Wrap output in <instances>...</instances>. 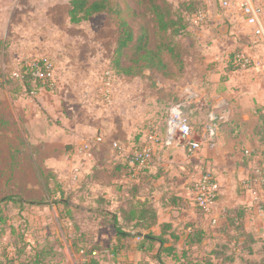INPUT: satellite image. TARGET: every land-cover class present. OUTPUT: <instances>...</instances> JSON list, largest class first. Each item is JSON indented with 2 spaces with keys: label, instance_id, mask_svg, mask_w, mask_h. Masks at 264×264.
<instances>
[{
  "label": "rangeland",
  "instance_id": "rangeland-1",
  "mask_svg": "<svg viewBox=\"0 0 264 264\" xmlns=\"http://www.w3.org/2000/svg\"><path fill=\"white\" fill-rule=\"evenodd\" d=\"M111 1L123 11L121 20L134 30L148 27L153 47V23L141 1ZM204 1L205 14L191 20L187 35L177 38L183 66L165 57L171 74L162 79L166 91L153 84L158 74L144 71L137 81L111 80L106 101L102 85L119 35V17L99 15L73 25L67 18L69 0H0V264H20L41 250L47 252L48 264H80L81 247L96 249L92 261L84 264L114 263L110 218L99 214L100 208H110L100 193L109 197L113 192L109 174L118 153L111 145L131 144L136 136L146 138L151 127L159 133L154 146L169 145H164L160 130L168 108L180 100L176 88L194 74L190 57L198 51L193 30H237L241 39L226 60L233 52L245 56L246 68L237 71L252 70L264 82V39L252 35L234 0ZM225 1L227 7H223ZM252 1L264 27V0ZM170 2L176 4V0ZM33 55L53 62V91L40 90L29 98L9 79V73L21 59ZM130 58L131 52H126L122 65H128ZM186 111L191 123L197 114L191 118L190 110ZM258 118V133L264 141V113ZM110 131L117 135L113 138ZM96 138L101 139L98 145L93 142ZM153 160L152 156L148 166H153ZM188 200L194 203L192 192ZM258 202L257 211L250 214L256 223L264 221L263 204ZM235 234L242 236L226 232L230 247L216 243L217 249L224 246L231 255L225 250L224 262L218 257L211 264H252L264 256V227L253 248L234 244ZM16 252L18 257L11 262Z\"/></svg>",
  "mask_w": 264,
  "mask_h": 264
},
{
  "label": "crops",
  "instance_id": "crops-1",
  "mask_svg": "<svg viewBox=\"0 0 264 264\" xmlns=\"http://www.w3.org/2000/svg\"><path fill=\"white\" fill-rule=\"evenodd\" d=\"M237 33V30L192 31L198 51L197 55L190 57L194 74L185 79L175 93L180 98L179 103L185 113L190 110L191 118L197 114L191 119V126L196 132L194 138L200 142L199 150L189 155L185 144L177 139L167 147L153 146V166H149V170L135 182L138 191L134 196L133 190L126 191L127 186L120 187L122 183L127 184L129 181L126 175L120 174L117 166L120 157L124 156L118 154L115 158L116 166L109 174L114 181L113 192L109 197L106 192L100 193L102 199L109 202L110 208L100 209L99 212L112 215L121 205L123 195L131 199L135 197L141 201L147 200L156 211V223L149 230L142 231L141 236L132 233L121 240L127 249L120 251L118 258L125 264H145L143 261L139 262L143 259L150 260L151 264H187L186 257L192 264L215 263L218 257L224 262L226 254L221 251L227 249L222 246L217 249L216 243L230 247L231 239L226 236V232L231 230V233H236L225 224L227 212L242 213L239 222L243 225L245 237H250L247 242L243 235L235 234L234 244H247L250 248L259 244L257 235L264 227V221H252L250 214L257 211L258 201L263 204L261 208L264 209V188L248 180L255 178L264 152V145L258 136V116L264 112V82L252 70L230 71L227 68L226 54L241 39ZM246 49L252 50L248 46ZM162 79L156 76L155 85L157 90L162 88L165 92L166 84L163 85ZM255 106L257 108L254 110ZM208 112L227 114V121L221 125L213 147L201 137ZM161 128L160 132L165 133V124ZM109 133L113 138L117 135L116 131ZM117 137L122 135L118 134ZM125 146L131 147L128 144ZM206 167L212 170L220 186V194L213 210V216L218 219L215 224L201 219L188 200L190 183L196 181ZM116 214L118 221L122 222L120 214ZM112 217L114 218V214ZM164 225L168 227L162 230ZM196 231L199 234L196 235ZM148 232L157 240H144V235ZM159 238L162 242H158ZM112 243L117 245L114 233ZM149 247H152L151 251L147 250ZM167 250H171V254ZM228 252L230 250L226 251L227 255L230 254Z\"/></svg>",
  "mask_w": 264,
  "mask_h": 264
},
{
  "label": "trees",
  "instance_id": "trees-1",
  "mask_svg": "<svg viewBox=\"0 0 264 264\" xmlns=\"http://www.w3.org/2000/svg\"><path fill=\"white\" fill-rule=\"evenodd\" d=\"M145 7L146 12L149 14L153 23V29L155 34V41L153 47H150V30L147 26L142 25L138 30H134L131 25L121 20L122 10L119 6L111 0H69V9L67 11V18L70 24L79 25L82 22L99 15H113L120 19L119 23V35L115 42V48L113 56L110 60L108 72L112 81L121 80L124 78H136L140 79L144 71L149 73H156L162 78H170L169 65L165 62V57L169 59L173 64L179 68L183 66L182 50L177 43V38L187 35L189 32L190 21L203 16L205 14V1L204 0H176V4L170 2V0H140ZM126 52H131V58L128 65H122V59ZM238 53L233 52L229 56L227 61V68L230 71H237L238 67L235 66V59ZM53 62L47 56H29L20 60L15 66L14 72L9 73V79L18 84L21 88L23 95L26 97H33L39 93L40 90L53 91L51 72L53 70ZM39 72V76H35L36 72ZM14 73L18 74V78L14 77ZM155 83V79L153 80ZM1 83V76H0ZM264 113V112H263ZM147 136V135H146ZM145 136V137H146ZM260 141L264 145L262 136L258 133ZM142 135L136 136L135 140H132L131 147L143 146L141 140ZM148 142L147 137L144 138ZM261 163L264 162V152L261 154ZM117 163L119 166L120 174L126 175L128 183H122L120 187L127 186L126 191L134 192L132 196L138 191V187L135 182L139 181L143 174L147 171L145 169L138 171L133 175V170L129 166L125 157H120ZM133 175V176H132ZM124 197V198H123ZM120 200L118 210L113 214L100 212L102 216L110 218V226L116 237L115 251L113 254L114 264H125L118 257L120 251H125L126 245L123 241L126 237L132 233L141 234L144 230H149L156 223V211L152 204L147 201H141L134 198H128L124 195ZM194 209L201 219L205 222L209 221L205 216L202 209H200L195 203H193ZM106 209V208H100ZM108 210V209H106ZM120 214L122 222L118 221L116 213ZM242 217V213H225V224H228L236 233L240 232L243 236V225L239 220ZM226 226V225H225ZM164 225L161 227L167 228ZM231 230H228V232ZM12 229L10 234H13ZM195 234H199L198 231ZM250 239V237L247 236ZM144 240H157L151 233L144 235ZM199 241V240H198ZM158 242H162L159 238ZM224 248V246H222ZM244 248V247H243ZM152 247H149L151 251ZM226 249V248H225ZM83 251L82 258L86 259V262H91L94 257L91 256L93 252H96L94 248H83L78 250ZM171 254V250H167ZM225 252V251H221ZM220 252V253H221ZM231 255V254H229ZM18 253L13 254V258L10 257V261L17 259ZM47 252L37 251L28 261L21 262L20 264H48L46 262ZM188 258V257H186ZM187 264H192L191 260H187ZM225 259V257H224ZM223 259V261H224ZM255 261V260H254ZM85 262V263H86ZM203 262V261H202ZM92 264H96L93 262ZM252 264H264V256L259 261L252 262Z\"/></svg>",
  "mask_w": 264,
  "mask_h": 264
},
{
  "label": "built area",
  "instance_id": "built-area-1",
  "mask_svg": "<svg viewBox=\"0 0 264 264\" xmlns=\"http://www.w3.org/2000/svg\"><path fill=\"white\" fill-rule=\"evenodd\" d=\"M234 2L239 6L246 24L251 28L252 35L258 39H264V27L260 19L259 9L253 4V1L234 0ZM228 5V1L223 3V7H227ZM235 66L240 70H244L246 68L245 56H239L238 54L235 59ZM13 75L16 78L19 77L17 73ZM34 75L39 76L40 73L37 71ZM104 76L102 97L107 101L111 94L112 77L108 72H105ZM226 115V113H221L219 115H216L215 112L208 113L207 121L204 124V132L201 134V137L210 147L215 146L220 127L227 121ZM195 134L196 132L192 128L189 118L185 114L181 104L178 102L171 105L166 112L164 145L170 144L173 140L177 139L185 144L187 153L193 155L200 148L199 140L194 138ZM146 137L148 143L143 144L141 147H128L119 143H112L111 145L114 151H117L119 155L127 159L129 166L133 170L134 176L138 172L136 167L144 169L148 167V163L152 160L153 156L152 147L155 145V141L158 140L159 133L154 127H151ZM93 142L98 145L101 143V139L96 138ZM88 146L89 144H85L83 147L87 149ZM248 182H255L264 188V162L261 163L259 170L256 171L255 178L248 180ZM191 192L194 196V203L203 210L209 221L212 224L217 223L218 219L213 216V210L220 194V186L216 176L210 168L206 167L199 178L193 182ZM78 255L81 257L83 251H79ZM91 256H96V252H93ZM82 259L80 264L86 262L85 258Z\"/></svg>",
  "mask_w": 264,
  "mask_h": 264
},
{
  "label": "water",
  "instance_id": "water-1",
  "mask_svg": "<svg viewBox=\"0 0 264 264\" xmlns=\"http://www.w3.org/2000/svg\"><path fill=\"white\" fill-rule=\"evenodd\" d=\"M138 236H141V234H137Z\"/></svg>",
  "mask_w": 264,
  "mask_h": 264
}]
</instances>
